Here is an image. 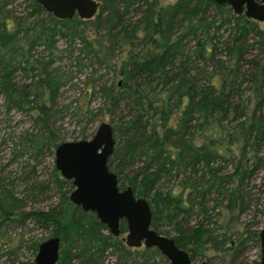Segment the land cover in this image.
Wrapping results in <instances>:
<instances>
[{
    "label": "trees",
    "instance_id": "1",
    "mask_svg": "<svg viewBox=\"0 0 264 264\" xmlns=\"http://www.w3.org/2000/svg\"><path fill=\"white\" fill-rule=\"evenodd\" d=\"M15 1L0 0V114L25 113L32 129L19 134L8 161L26 154L29 165L51 153L56 121L68 108L58 102L63 86L84 67L93 75L91 65H102L110 78L92 77L70 114L89 122L108 115L114 146L106 163L119 188L147 200L151 228L162 234L160 225H168L173 232L163 235L190 260L207 263L208 250L230 241L223 264H246L248 240L258 242L249 226L257 221L242 232L230 224L252 204L251 182L264 167V31L257 22L212 0H99L87 20L55 18L35 0L16 11ZM94 95L101 103L88 108ZM53 174L59 200L45 210L26 208L45 184L30 182L16 194L0 177V264L36 250L38 240L16 230L27 220L58 236L56 264H168L155 248L132 249L121 234L112 236L68 200L70 181Z\"/></svg>",
    "mask_w": 264,
    "mask_h": 264
},
{
    "label": "water",
    "instance_id": "2",
    "mask_svg": "<svg viewBox=\"0 0 264 264\" xmlns=\"http://www.w3.org/2000/svg\"><path fill=\"white\" fill-rule=\"evenodd\" d=\"M55 18L91 19L97 12V0H35ZM227 4L236 15L264 22V0H212ZM114 146L112 128L100 122L90 138L61 141L53 148V164L60 177L69 180L72 189L68 200L83 211L92 212L112 236H121L130 248H155L168 264L193 263L188 253L179 248L172 237L151 228V210L144 197L135 196L130 186L119 188L116 175L107 166V158ZM125 230L120 233V222ZM260 257L264 264V223L258 230ZM59 252L58 236H49L37 244L33 264H55Z\"/></svg>",
    "mask_w": 264,
    "mask_h": 264
},
{
    "label": "rangeland",
    "instance_id": "3",
    "mask_svg": "<svg viewBox=\"0 0 264 264\" xmlns=\"http://www.w3.org/2000/svg\"><path fill=\"white\" fill-rule=\"evenodd\" d=\"M28 1L16 0L15 3L19 5L16 7V11L20 10L21 7L24 6L22 5V2L25 4ZM97 1L99 2V0ZM172 1L174 0H157V3L159 5H165L171 3ZM211 13L216 12L214 9H212ZM256 22L262 31H264V22ZM85 30L89 34L88 39H91L93 35L91 34L92 29L89 27V25L85 28ZM219 32L222 33L223 37L226 34L222 28L219 30ZM192 43L193 41H190L189 45ZM57 44L58 47H61L62 41H58ZM123 56L124 53L122 54V57ZM91 67L96 68L97 71L95 74L91 75L89 73L90 68L84 67L83 71L81 73H76V75L69 82H67L61 90L58 102L61 104H67L68 108L66 112H62V116L56 121V133L59 136L57 143L61 141L78 140L81 138L82 133L86 136V139L90 138L100 122L109 123L108 115L105 113L96 115L94 120L90 122L86 120V117L83 114H70L71 111H75L77 109L78 105L83 104L85 96L88 95V92L86 91L87 82H89L92 77H95L100 73L103 74V79L110 78L111 76V69L107 70V73H104L105 69L102 65L97 67V65L94 64L91 65ZM118 78V76H114V80H117ZM101 100L102 99L98 95H94L93 97L91 96V102L89 103L88 108H95L99 106ZM31 129V120L25 113L11 111L9 112L8 116L0 114V177H2L8 183L12 181V183L15 184L14 192L16 194H19V190H21L22 186L27 187L25 184L30 182H41L45 184V186H47L44 190L45 194L38 196L37 201H28L26 205L27 209L36 208L45 210L50 205L55 204L59 200L60 195L56 182L53 179V169H55L53 164V150L50 154L45 153L43 157L41 156L34 163L29 161V165L23 162V160L26 159V154L16 156V161H8L13 154V151L19 147L16 145L19 134L23 131H30ZM262 154H264V150ZM226 169L230 171L231 165L228 164ZM55 172L59 175L56 169ZM24 175H29L33 179H30L28 176ZM20 178H22V181ZM252 184H254L250 189V198H252V204L244 212L239 213L236 217H234L233 223L230 224L233 228L240 230V232H242L247 227V225L251 224L253 221H257V224H251L249 227L256 230H259V228L263 226L264 223V217L261 213L264 203V167L254 176V179L251 182V185ZM189 222L193 223L194 220L191 219ZM27 228H30L31 230L27 232ZM9 230H13V227H9ZM16 230L20 233L23 232L22 239L29 238L32 240H38V242L50 236L46 230L38 227L35 223H33L32 220H27L25 226H23L22 229L19 228ZM166 231H171L168 232V235H171L173 232L168 225L161 224L159 227V232L163 234ZM121 236H124V233H122ZM247 245L248 247L243 256V261L246 264H250L252 261L258 262L260 257L258 242L253 243L252 240H248ZM227 246H231L230 241L225 242L224 249L221 251H214L211 249L208 250L206 254L210 257V260L207 262V264H223L221 259H224ZM34 253L35 250L21 249L18 253V257L14 259L13 264H33ZM199 261V259H195L193 260V263H197ZM103 264H109V262L106 260Z\"/></svg>",
    "mask_w": 264,
    "mask_h": 264
},
{
    "label": "flooded vegetation",
    "instance_id": "4",
    "mask_svg": "<svg viewBox=\"0 0 264 264\" xmlns=\"http://www.w3.org/2000/svg\"><path fill=\"white\" fill-rule=\"evenodd\" d=\"M56 264V263H55Z\"/></svg>",
    "mask_w": 264,
    "mask_h": 264
}]
</instances>
